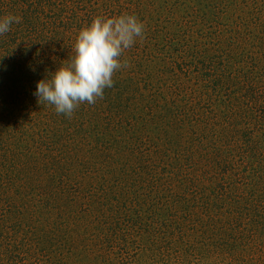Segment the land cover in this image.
Wrapping results in <instances>:
<instances>
[{"label":"trees","instance_id":"16d2710c","mask_svg":"<svg viewBox=\"0 0 264 264\" xmlns=\"http://www.w3.org/2000/svg\"><path fill=\"white\" fill-rule=\"evenodd\" d=\"M143 39L71 116L37 82L95 16ZM0 264H264V0H0Z\"/></svg>","mask_w":264,"mask_h":264},{"label":"clouds","instance_id":"9594fccd","mask_svg":"<svg viewBox=\"0 0 264 264\" xmlns=\"http://www.w3.org/2000/svg\"><path fill=\"white\" fill-rule=\"evenodd\" d=\"M21 17L0 16V35L11 30ZM145 25L134 14L99 15L82 26L74 37L67 59L55 71L37 82L38 103L53 106L57 114L71 118L82 104L103 99L104 90L114 84L117 71L128 67L124 53L143 39Z\"/></svg>","mask_w":264,"mask_h":264}]
</instances>
